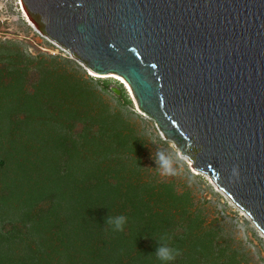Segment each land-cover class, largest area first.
Listing matches in <instances>:
<instances>
[{"label":"rangeland","instance_id":"obj_1","mask_svg":"<svg viewBox=\"0 0 264 264\" xmlns=\"http://www.w3.org/2000/svg\"><path fill=\"white\" fill-rule=\"evenodd\" d=\"M13 65L22 69L12 73ZM4 67L8 70L2 71ZM60 77L70 85L79 81V87L69 94L67 85L57 91ZM0 79V83L19 81L24 85L20 95L42 86L48 96L0 98V263L106 264L108 250L101 248L99 253L101 246L91 240L92 217L104 209L93 208L84 191L92 173L90 161L96 160L103 170H119L118 177L111 174V181L116 176L123 195L127 184L145 186L139 193L145 216L158 223L160 236L167 234L169 247L174 234L188 231L179 259L186 258L191 244L198 243L203 248L196 256V262L201 257L199 264H264V233L251 217L209 176L193 168L177 145L139 110L125 83L92 73L44 35L25 13L21 0H0ZM122 88L127 98L114 91ZM89 118L106 121L101 135L100 125L89 122L87 137L97 133L96 140L103 143L98 151L91 145L84 147L79 136ZM60 137L76 139L78 149L62 145ZM158 149L184 161L177 176L159 174L154 158ZM169 185L172 188L164 187ZM114 201L106 213L126 217L129 210L120 209L122 198ZM141 220L140 224H147V219ZM125 231L129 233L128 227ZM143 241L144 248L150 245V240ZM154 243L149 264L157 259L159 244ZM120 250L118 246L113 254Z\"/></svg>","mask_w":264,"mask_h":264},{"label":"water","instance_id":"obj_2","mask_svg":"<svg viewBox=\"0 0 264 264\" xmlns=\"http://www.w3.org/2000/svg\"><path fill=\"white\" fill-rule=\"evenodd\" d=\"M21 2L92 73L122 77L139 110L264 233V0Z\"/></svg>","mask_w":264,"mask_h":264},{"label":"trees","instance_id":"obj_3","mask_svg":"<svg viewBox=\"0 0 264 264\" xmlns=\"http://www.w3.org/2000/svg\"><path fill=\"white\" fill-rule=\"evenodd\" d=\"M10 59H7V61H9ZM13 61V60H12ZM15 64V63H14ZM12 70L10 72H17L18 70L22 69L20 66L16 67L13 65V67L11 68ZM3 70H8L7 67H4L2 69ZM6 72V71H4ZM18 74V73H17ZM12 76V75H10ZM59 77V76H58ZM3 78V77H2ZM14 80L16 81V78L13 77ZM20 79V78H19ZM60 78H57V86L56 89L57 91L63 88H67L65 87V85L69 86L68 89L70 91H68V94L72 91L74 92V90H76V88L79 87L78 84H80L79 81H76L78 83H72L71 85L69 83H65V82H61ZM42 81V80H41ZM45 81V80H44ZM1 82V79H0ZM43 82V81H42ZM46 83V81H45ZM0 98L1 99H42V97H45V99L48 97L47 96V90L44 92L42 86H40L39 88L35 89V91H33L32 93H26L24 95H20L21 93L23 94L24 92V85H21L19 81L16 82H6L3 80L2 83H0ZM104 84H108L107 81L104 82ZM42 85V84H41ZM47 89V88H45ZM123 98H127L126 97V91L124 88L121 89ZM49 93V91H48ZM56 94V93H54ZM72 95V94H71ZM42 96V97H41ZM15 97V98H14ZM87 125L85 126V129H83V131H81L79 133L80 139L82 138V142H84V147L85 146H90L95 148L96 151H98L103 143L98 142V140H96L95 136L97 135V133H94L92 135L91 138H88V134L87 132L90 131V125L89 122L92 124H98L100 125L99 128V133L100 135L103 133V130L105 129L106 126V121L105 120H101L98 121V119L96 120L95 118H89L86 119L84 121ZM120 135L118 134L117 137H119ZM120 139V137L118 138ZM60 141L62 145H70L74 148L78 149V145L76 139H70L67 137H60ZM127 141L126 139L121 142V146H123V143ZM67 142V143H66ZM69 146V147H70ZM105 152V150L103 151V153ZM121 159L118 160V162ZM91 162V177L89 178V181H87L85 183V187H86V191L87 194L90 196V201H91V205L92 207L98 209L99 207H102L104 209V213H102L101 215L98 216H94L93 215V219L91 222V226H92V237L91 240L93 242V244L97 243L98 245H100V250L99 253L103 250H108V256L105 257L104 259L106 260V264H149L148 261L152 260V254L153 252L151 251L153 248H151V243H158L157 240L160 236L158 231V223L156 221H154L151 217V215H147L145 216V212H144V206H143V202L142 199H139V193L143 192V190H145V186L142 185H131V184H127L128 187L125 192V194L123 195L121 192H123L120 188H119V182L118 179H116V176L114 177L115 181H111V174L117 175L118 177V173L119 170L117 169H102L99 167V162H97L96 160H92ZM118 166H120V163L117 164ZM166 187H170L172 188L170 185L169 186H164ZM150 188L148 187L147 190H149ZM170 190V189H169ZM172 191V190H171ZM113 195V198H111V196ZM116 195V196H114ZM115 197H120L122 198V202H123V207L121 206L120 209H126L128 208L129 211L125 212L126 217L128 218V222L126 223L124 230L122 232H113L112 229L106 225V219L111 215H115V213H113V215L111 213H106V208L109 211L110 208L113 206V204L115 205V201L114 198ZM111 198V199H110ZM96 205V206H95ZM103 209H99V210H103ZM97 213V212H96ZM121 215V214H119ZM147 219V224H145L143 222L144 225H147V227L145 228L142 227L143 224H140V222H142L141 219ZM131 220V221H130ZM135 223H133V221ZM126 227H128V232L127 233L125 231ZM140 228V229H139ZM141 231L138 235H135L136 231ZM179 230V229H178ZM177 230V231H178ZM155 231H157V233H155ZM176 231V232H177ZM155 234V238L153 237ZM146 234V235H145ZM176 235V236H175ZM188 235V231H178L176 234H174V240L172 242V244L170 245V247L174 248V249H178L181 251V249L183 248V239ZM141 239H148L150 240V245H148V247L144 248V242ZM155 244V243H154ZM110 245L113 247L112 251L110 248ZM118 246H121V250L119 252V254L117 256H115L113 254L114 249H116ZM191 252H189L185 257L182 258H178L176 257L174 261H169L170 264H199L201 263L200 258L199 261L196 262L198 259L196 258L197 255H200L201 253H203V248L202 250L200 249V245L198 243H193L191 244ZM102 248V249H101ZM205 248V247H204ZM210 248V247H209ZM201 250V251H200ZM195 251V252H193ZM200 251V252H199ZM197 252V253H196ZM185 252H183L184 254ZM193 253H195L196 255H194ZM101 255V254H100ZM203 256H207L209 259H211L213 257V255H209L207 253L202 254ZM152 257V258H151ZM147 260H146V259ZM124 259V262H123ZM145 259V260H144ZM6 260V259H5ZM3 264V261L1 260ZM6 262V261H5ZM158 263H162L160 260L156 259L154 264H158Z\"/></svg>","mask_w":264,"mask_h":264},{"label":"clouds","instance_id":"obj_4","mask_svg":"<svg viewBox=\"0 0 264 264\" xmlns=\"http://www.w3.org/2000/svg\"><path fill=\"white\" fill-rule=\"evenodd\" d=\"M155 161L158 165L159 174L163 177H174L177 176L182 170L184 161L172 152H166L164 150H157L154 155ZM233 175L239 178L238 168L233 169ZM127 223V217L120 216H109L106 219V225H108L113 232H122ZM169 237L167 234H162L157 240L159 247L155 253V256L162 264H167L169 261L175 260L179 256L180 250L174 249L168 246Z\"/></svg>","mask_w":264,"mask_h":264},{"label":"bare ground","instance_id":"obj_5","mask_svg":"<svg viewBox=\"0 0 264 264\" xmlns=\"http://www.w3.org/2000/svg\"><path fill=\"white\" fill-rule=\"evenodd\" d=\"M108 77H115V78L121 80L123 83H125V85L128 88V90L132 93V90H131L130 86L128 85V83L122 77H120L118 75H114V74H109Z\"/></svg>","mask_w":264,"mask_h":264}]
</instances>
